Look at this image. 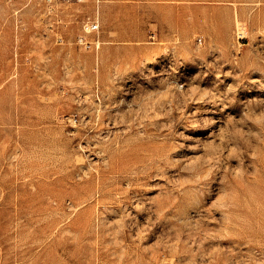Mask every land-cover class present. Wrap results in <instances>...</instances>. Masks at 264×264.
I'll use <instances>...</instances> for the list:
<instances>
[{"label": "rangeland", "instance_id": "obj_1", "mask_svg": "<svg viewBox=\"0 0 264 264\" xmlns=\"http://www.w3.org/2000/svg\"><path fill=\"white\" fill-rule=\"evenodd\" d=\"M0 264H264V0H0Z\"/></svg>", "mask_w": 264, "mask_h": 264}, {"label": "built area", "instance_id": "obj_2", "mask_svg": "<svg viewBox=\"0 0 264 264\" xmlns=\"http://www.w3.org/2000/svg\"><path fill=\"white\" fill-rule=\"evenodd\" d=\"M79 1H84V0H79ZM99 29V24L97 22V20H92L90 22V25H89V30L87 33H93V32H97ZM78 43H80L82 46H84L85 48H89V47H95L97 48L98 45H99V42L96 41V40H91V39H88L86 37V35H81L78 37Z\"/></svg>", "mask_w": 264, "mask_h": 264}, {"label": "crops", "instance_id": "obj_3", "mask_svg": "<svg viewBox=\"0 0 264 264\" xmlns=\"http://www.w3.org/2000/svg\"><path fill=\"white\" fill-rule=\"evenodd\" d=\"M97 20V19H96Z\"/></svg>", "mask_w": 264, "mask_h": 264}]
</instances>
